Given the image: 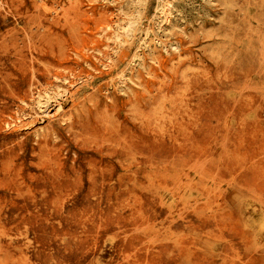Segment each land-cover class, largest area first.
Returning a JSON list of instances; mask_svg holds the SVG:
<instances>
[{"label":"rangeland","instance_id":"obj_1","mask_svg":"<svg viewBox=\"0 0 264 264\" xmlns=\"http://www.w3.org/2000/svg\"><path fill=\"white\" fill-rule=\"evenodd\" d=\"M263 218L264 0H0V264H264Z\"/></svg>","mask_w":264,"mask_h":264},{"label":"bare ground","instance_id":"obj_2","mask_svg":"<svg viewBox=\"0 0 264 264\" xmlns=\"http://www.w3.org/2000/svg\"><path fill=\"white\" fill-rule=\"evenodd\" d=\"M140 1V0H139ZM159 1V0H158ZM195 1V0H194ZM142 2V1H141ZM197 2V1H196ZM205 2V1H204ZM208 2V1H207ZM159 3V2H158ZM173 3V2H172ZM210 3V2H209ZM133 4V3H132ZM134 4H136V3H134ZM140 4V3H139ZM143 4V3H142ZM169 4V3H168ZM184 4V3H183ZM141 5V4H140ZM177 5V4H176ZM135 6V5H134ZM170 6V5H169ZM184 6V5H183ZM182 6V7H183ZM199 6H200V4H199ZM203 6V5H202ZM210 6V5H209ZM138 7H140V6H138ZM174 7V6H173ZM178 7V6H177ZM196 7V6H195ZM167 8V7H166ZM169 8H171V7H169ZM180 8V7H179ZM184 8V7H183ZM204 8V7H203ZM137 9V8H136ZM135 9V10H136ZM162 9H163V5H162ZM176 9V8H175ZM192 9V8H191ZM168 10V9H167ZM182 10V9H181ZM194 10V9H193ZM200 10V9H199ZM133 11V10H132ZM141 11V10H140ZM159 11V10H158ZM138 12V11H137ZM163 12V11H162ZM161 12V13H162ZM182 12V11H181ZM166 13V12H165ZM191 13V12H190ZM136 14V13H135ZM179 14V13H178ZM208 14V13H207ZM188 15H190V14H188ZM211 16V15H210ZM180 17V16H179ZM182 17V16H181ZM202 17V16H201ZM207 17H208V15H207ZM209 18V17H208ZM181 19V18H180ZM162 20H163V18H162ZM173 20H174V18H173ZM189 21V20H188ZM172 23V22H171ZM189 23V22H188ZM199 23V22H198ZM161 24H162V22H161ZM168 24H169V22H168ZM167 24V25H168ZM175 24V23H174ZM200 24V23H199ZM163 25V24H162ZM173 25V24H172ZM107 27H109V26H107ZM173 28V27H172ZM130 30V29H129ZM131 31H133V30H131ZM105 32V31H104ZM102 33V35L103 34H105V33ZM130 32V31H129ZM98 35H101V34H98ZM132 35V34H131ZM103 36H101V38H102ZM132 37V36H131ZM117 38V37H116ZM119 38V37H118ZM110 39V38H109ZM122 39V38H121ZM131 39V38H130ZM116 40V39H115ZM122 41V40H121ZM130 41V40H129ZM122 43V42H121ZM126 43H127V41H126ZM131 43V42H130ZM123 45V44H122ZM131 46V45H130ZM120 47V46H119ZM70 51V50H69ZM99 53H101V52H99ZM121 53V52H120ZM77 54H75V56H76ZM83 55V54H82ZM119 56V55H118ZM116 57V56H115ZM134 61V60H133ZM141 61V60H140ZM143 61V60H142ZM111 63V62H110ZM135 63H136V61H135ZM130 64V63H129ZM137 66V65H136ZM126 76V75H125ZM72 77V76H71ZM54 78V77H53ZM81 79V78H80ZM126 79V78H125ZM121 82V81H120ZM134 82V81H133ZM118 83V82H117ZM122 83V82H121ZM124 83V82H123ZM66 84V83H65ZM125 84V83H124ZM89 86V85H88ZM59 88V87H58ZM73 88V87H72ZM88 88V87H87ZM67 91V90H66ZM118 91V90H117ZM47 92H49V91H47ZM51 92V91H50ZM78 93V92H77ZM53 94V93H52ZM69 94V93H68ZM123 95H124V93H122ZM40 95V94H39ZM48 95V94H47ZM51 96V95H50ZM50 96H48V99H49V97ZM54 97V96H53ZM42 98V97H41ZM40 98V99H41ZM67 98V97H66ZM44 99V98H43ZM42 99V100H43ZM71 99V98H70ZM47 102V101H46ZM45 102V103H46ZM44 103V102H43ZM71 103H72V101H71ZM37 104H40V103H37ZM42 104V103H41ZM43 105H46V104H42L40 107H42ZM59 108V107H58ZM46 110V109H45ZM44 110V111H45ZM59 110H60V108H59ZM46 112V111H45ZM18 114V113H17ZM58 114V113H57ZM56 115V114H55ZM17 118H18V116H17ZM52 119V118H51ZM64 124V123H63ZM12 125V124H11ZM14 126V125H13ZM44 127H42V129H43ZM6 130H8V129H6ZM10 130V129H9ZM26 130V129H25ZM42 131H44V130H42ZM37 132V131H36ZM38 136V135H37ZM55 143V142H54ZM106 153V152H105ZM44 158V157H43ZM219 161V160H218ZM37 166V165H36ZM198 174V173H197ZM22 181V180H21ZM24 181V180H23ZM22 181V182H23ZM21 182V183H22ZM20 184V183H19ZM209 185V184H208ZM157 191V190H156ZM190 191V190H189ZM92 192V191H91ZM158 193V192H157ZM184 196V195H183ZM189 196V195H188ZM188 198V197H187ZM189 199V198H188ZM247 205V204H246ZM174 207V206H173ZM93 208V207H92ZM94 210V209H93ZM143 212V211H142ZM71 216V215H70ZM264 219V218H263ZM262 220V219H261ZM253 223V222H252ZM257 224V223H256ZM260 224V223H259ZM247 225H245V227H246ZM251 227V226H250ZM253 229V228H252ZM258 231V230H257ZM257 231H256V233H257ZM256 233H255V235H256ZM257 237V236H256ZM256 237H255V239H256ZM110 239V238H109ZM113 239V238H112ZM30 242V241H29ZM255 243H256V241H255ZM192 255V254H191ZM239 259V258H238Z\"/></svg>","mask_w":264,"mask_h":264}]
</instances>
